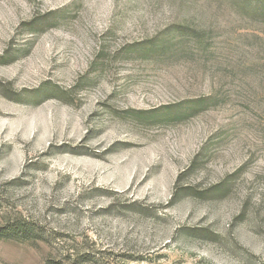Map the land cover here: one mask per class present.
I'll use <instances>...</instances> for the list:
<instances>
[{"label": "rangeland", "instance_id": "1", "mask_svg": "<svg viewBox=\"0 0 264 264\" xmlns=\"http://www.w3.org/2000/svg\"><path fill=\"white\" fill-rule=\"evenodd\" d=\"M5 228L0 264H264V0H0Z\"/></svg>", "mask_w": 264, "mask_h": 264}, {"label": "trees", "instance_id": "2", "mask_svg": "<svg viewBox=\"0 0 264 264\" xmlns=\"http://www.w3.org/2000/svg\"><path fill=\"white\" fill-rule=\"evenodd\" d=\"M170 32H174V29H169L168 32L164 33L163 35H158V37H177L175 34L171 35ZM197 37H206V36H205V34H202L201 32L198 31ZM27 233H28V231H26V230H22L19 233L17 231L15 232L14 230L5 228L3 230H0V237L11 238V236H16V235H20V234H27ZM46 264H57V263L49 261ZM71 264H82V263L80 261L74 260L73 263H71Z\"/></svg>", "mask_w": 264, "mask_h": 264}]
</instances>
